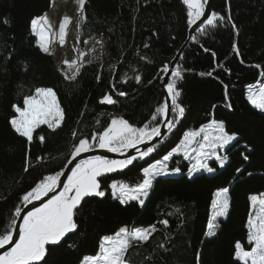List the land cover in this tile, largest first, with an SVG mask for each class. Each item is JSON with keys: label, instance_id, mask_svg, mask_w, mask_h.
I'll use <instances>...</instances> for the list:
<instances>
[{"label": "trees", "instance_id": "1", "mask_svg": "<svg viewBox=\"0 0 264 264\" xmlns=\"http://www.w3.org/2000/svg\"><path fill=\"white\" fill-rule=\"evenodd\" d=\"M51 3L0 0V232L12 220L16 222L15 209L24 207L21 198L26 191L43 176L65 169L80 138L101 130L113 116L136 127L151 121L165 100L160 69L176 57L191 26L182 0H85L87 20L81 24L79 47L101 40L104 49L101 58L83 64L77 79L70 82L53 58L39 49L31 30L32 20L47 15ZM211 11L226 18L230 15L237 27L227 23L210 29L208 35L197 30L181 53L175 68L182 70L177 88L184 117L149 157L103 178L105 197L85 198L75 217L78 230L59 245L47 247L46 264H80L83 256L97 253L104 236L125 225L156 228L147 242L130 247L128 264H241L234 259V244L240 241L246 250L250 248L246 243L249 198L264 194V113L246 99L248 86L264 81L258 75L264 70V0H213ZM257 64L262 68L252 67ZM202 72L212 74L202 76ZM136 75L141 76L140 83ZM36 87L56 91L65 121L56 131L41 126L29 143L11 128L9 120L15 115L13 105H22ZM121 91L127 95H118ZM106 94L117 103L101 104ZM170 118H174L171 112ZM213 119L237 135V141L220 152L229 157L223 168L212 159L208 163L214 172L189 173L194 160L174 156L169 168L180 171L158 177L143 207L135 201L121 205L112 197L108 185L113 180L129 185L139 182L142 167L167 154L185 131L199 129ZM158 121L160 127L162 117ZM224 187L229 188L228 216L218 218L217 234L208 237L211 202ZM163 220L168 221L166 226L160 223ZM72 244L75 247H69Z\"/></svg>", "mask_w": 264, "mask_h": 264}, {"label": "snow or ice", "instance_id": "2", "mask_svg": "<svg viewBox=\"0 0 264 264\" xmlns=\"http://www.w3.org/2000/svg\"><path fill=\"white\" fill-rule=\"evenodd\" d=\"M78 3L81 13L78 22L79 27L80 24L86 22L87 17L83 14L85 0H78ZM182 3L186 6L187 23L196 25L200 21L203 24V27L197 25L202 35H208L210 29H216L227 23H231L233 29L237 27L232 22L230 15L226 18L215 11L206 15V6L209 0H182ZM70 23L69 17H63L59 31L56 33L53 32L47 16L34 18L31 22V30L37 38L39 49L51 55L50 45L56 41L57 36L59 44L63 46L67 35L66 29ZM96 44L102 48L101 40H97ZM144 47L147 48L149 45L145 44ZM95 51V47L89 50L92 53ZM204 51L211 50L205 48ZM233 51L239 55V49L235 45H233ZM87 54L80 52L79 60L64 61L67 69L72 73L70 76L68 72L63 73L66 80L73 82L77 79L81 68L84 66L80 61ZM212 55L215 58L216 53L212 52ZM141 59H147V57L142 56ZM88 63H92V60H89ZM252 67L262 68L259 64ZM160 71L164 75H168L169 72L171 74L170 81L166 82L168 98L156 107L149 123L142 127H136L121 116H113L107 126L93 132L91 136L80 138L74 143L67 163L72 164L82 154L90 153L95 148L118 154L124 158L108 159L104 156L93 155L87 159H79L74 167L45 175L39 179L21 198L23 206L32 205V210L22 216L23 209L20 207L15 209V217L22 219L23 223L17 228L15 220H12L6 229L0 232V249H5L3 254H0V264H41V262L46 264L47 246L59 245L69 233H75L78 230L75 217L85 198L105 197L106 191L102 188L103 178H106L108 174L123 171L133 165L134 161L144 160L156 150L155 145L145 149L138 148V145L150 143L156 137H160V143L164 142L158 117L164 118L167 131L171 133L179 120L184 117L185 108L180 102L181 91L177 88V82L183 79L180 66L171 70L169 65L165 64ZM211 74V72L200 73L202 76H210ZM258 75L264 78V70H261ZM99 79L98 76V82ZM135 80L140 83L141 76L136 75ZM225 90L227 95V85H225ZM118 95L126 96L127 93L121 91ZM246 99L255 109L264 113V81L249 85ZM100 103L113 105L117 101L113 99L112 95L106 94ZM228 107L231 108V105L229 104ZM13 111L15 115L10 118L9 124L20 137L26 138L29 143L33 140V134L41 126H47L48 129L56 131L63 126L65 121V111L61 106L58 94L50 87H36L33 94L24 97L22 105H13ZM169 111L174 114L173 119L168 118ZM151 122L157 123L151 124ZM99 123L100 121L97 120V124ZM72 135L75 139L77 133L74 131ZM39 139L44 141L45 137L40 135ZM234 141H237V135L229 133L224 122L215 119L202 125L199 129L185 131L179 143L167 154L142 167V179L139 182L129 185L122 181L113 180L108 185L111 189V195L121 205L135 201L143 207L145 199L158 177L180 171L178 167L169 168V161L174 156H182L185 160H194L189 173L201 170L212 173L215 169L209 166L208 161L215 159L218 161L219 167L223 168L229 157L226 154L221 155L218 150H226ZM130 149H136V154L129 156ZM193 154L195 155L193 156ZM248 158V156H244L245 160ZM177 163L179 162L177 161ZM25 171L28 169L25 168ZM239 171L240 169H237V172ZM66 172H70V174L66 175ZM65 176L66 182L62 181V177ZM58 188L60 191L57 192ZM45 197H48L47 201L36 206L35 202L43 201ZM249 199L253 209L257 203L260 205L257 214L253 216L250 212L247 220L246 243L250 248L246 250L244 244L237 241L234 244L233 256L241 264H249V262L250 264H264V194L253 195ZM229 208V188L224 187L214 194V199L211 202L210 219L206 226L208 237L217 234L219 229L218 218L227 219ZM160 223L166 226L168 221L163 220ZM155 231V225L147 227L121 226L113 235L104 236L99 243L97 253L83 256L80 264H128L126 254L130 247L134 244L147 242ZM14 233L18 235V239H14ZM9 245L11 247H6ZM69 247H75V245L72 244Z\"/></svg>", "mask_w": 264, "mask_h": 264}, {"label": "rangeland", "instance_id": "3", "mask_svg": "<svg viewBox=\"0 0 264 264\" xmlns=\"http://www.w3.org/2000/svg\"><path fill=\"white\" fill-rule=\"evenodd\" d=\"M47 18L52 26L53 32L58 33L59 25L61 24L63 17L67 16L70 18L71 23L67 26V35L65 44L61 46L58 41V36L56 41L50 45L51 57L54 60L56 68L63 74L64 72H68L70 76L72 73L67 69V65L64 63L65 60L71 62L73 59L79 60V53L85 52L88 53L83 57L81 63H88L89 60L96 61L97 59L102 57V52L104 49V44L102 42V48L100 45L96 44L97 40L90 41L86 48L80 49L79 47V36H80V28L81 24L78 27V22L80 20V10L78 0H52L51 8L46 13ZM35 37V35H34ZM51 38V37H50ZM36 44H37V38ZM95 47L96 51L94 53L89 52L90 49ZM49 55V54H48ZM64 75V74H63ZM179 143V142H178ZM219 152H223L224 150H218ZM195 154H193L194 156ZM111 193V189H110ZM259 203L256 204L255 209L252 207L251 203V213L253 216L257 214L259 209ZM250 264V262H249Z\"/></svg>", "mask_w": 264, "mask_h": 264}, {"label": "water", "instance_id": "4", "mask_svg": "<svg viewBox=\"0 0 264 264\" xmlns=\"http://www.w3.org/2000/svg\"><path fill=\"white\" fill-rule=\"evenodd\" d=\"M212 5H213V0H209V3L208 5L206 6V15L207 14H210L211 10H212ZM197 25H199L200 27L203 25L200 21L197 22L196 25H191L189 30H188V33H187V38H186V41L184 43V45L182 46V48L180 49V51L178 52V54L176 55V57L171 61L169 67L171 70H174L175 68V65L181 55V53L185 50V48L191 43L193 42V37H194V34L195 32L198 30V27ZM170 72L168 75H163V77L161 78L160 80V83H161V86H162V90L165 94V99H167V92H166V82L169 81L170 79ZM170 103V101H169ZM105 105H108V104H105ZM170 112L169 111V116L168 118H170ZM160 128H161V131H162V134H163V137L164 135L167 133V127H166V122L164 120V118L162 117V121H161V125H160ZM158 142H160V137H156L153 141H151L150 143H147V144H143V145H138L137 147L140 148V149H145L149 146H152V145H156ZM136 154V149H130L129 152H128V155H134ZM93 155H100V156H104L108 159H123L124 157L122 156H119L118 154H115V153H108L106 151H103V150H100V149H94L92 152L90 153H85V154H82L80 157L77 158L76 161H73L72 164H67L65 169H69L71 167H74L75 163H77L79 161V159H87L89 158L90 156H93ZM67 174H70V172H66V175ZM62 181L66 182V176L65 177H62ZM60 191V189L58 188L57 189V192ZM50 196L52 194H49ZM48 199V197H45L43 201H37L35 202L36 203V206H40L41 203L43 202H46ZM22 213L21 215H26L28 211H31L32 210V205H28L27 207H23L22 208ZM23 223L22 219L20 218H17L16 219V226L18 228L19 225H21ZM14 239H18V235H16L14 233ZM6 247H11V245L9 246H6ZM5 251V249H0V254H3V252Z\"/></svg>", "mask_w": 264, "mask_h": 264}, {"label": "flooded vegetation", "instance_id": "5", "mask_svg": "<svg viewBox=\"0 0 264 264\" xmlns=\"http://www.w3.org/2000/svg\"><path fill=\"white\" fill-rule=\"evenodd\" d=\"M69 235V234H68ZM66 238V237H65ZM49 246H52V245H49ZM49 246H47V247H49Z\"/></svg>", "mask_w": 264, "mask_h": 264}]
</instances>
